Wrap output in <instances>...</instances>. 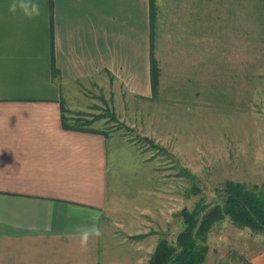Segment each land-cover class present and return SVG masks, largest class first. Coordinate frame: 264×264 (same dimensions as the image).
Listing matches in <instances>:
<instances>
[{
	"label": "rangeland",
	"instance_id": "obj_1",
	"mask_svg": "<svg viewBox=\"0 0 264 264\" xmlns=\"http://www.w3.org/2000/svg\"><path fill=\"white\" fill-rule=\"evenodd\" d=\"M151 2L152 95L73 82L63 98L68 125L109 140L103 235L43 258L5 249L0 264H149L183 209H208L229 182L264 192V0ZM207 239L202 264H264L262 230L227 216Z\"/></svg>",
	"mask_w": 264,
	"mask_h": 264
},
{
	"label": "crops",
	"instance_id": "obj_2",
	"mask_svg": "<svg viewBox=\"0 0 264 264\" xmlns=\"http://www.w3.org/2000/svg\"><path fill=\"white\" fill-rule=\"evenodd\" d=\"M10 3L0 0V254L43 258L94 216L101 228L109 197V140L64 127L67 87L151 96L153 5L38 0L41 15L27 20Z\"/></svg>",
	"mask_w": 264,
	"mask_h": 264
},
{
	"label": "trees",
	"instance_id": "obj_3",
	"mask_svg": "<svg viewBox=\"0 0 264 264\" xmlns=\"http://www.w3.org/2000/svg\"><path fill=\"white\" fill-rule=\"evenodd\" d=\"M155 81L153 74V84ZM63 125L65 128L92 131L68 125L64 115ZM218 196L208 209L201 204L183 209L180 213L185 225L183 230L173 242L162 239L149 264H202L209 249V231L217 221L227 216L241 227L250 226L264 231L263 191L255 192L242 183L229 182L219 189Z\"/></svg>",
	"mask_w": 264,
	"mask_h": 264
},
{
	"label": "clouds",
	"instance_id": "obj_4",
	"mask_svg": "<svg viewBox=\"0 0 264 264\" xmlns=\"http://www.w3.org/2000/svg\"><path fill=\"white\" fill-rule=\"evenodd\" d=\"M9 12L15 15L19 12L27 20H33L41 15V7L38 0H11L8 8ZM76 213L82 212V209L72 210ZM98 217H93V224L90 227L79 231V246L82 251H87L91 239L100 238L103 233L98 226Z\"/></svg>",
	"mask_w": 264,
	"mask_h": 264
}]
</instances>
